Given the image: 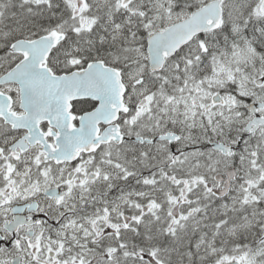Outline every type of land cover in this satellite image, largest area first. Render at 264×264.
Listing matches in <instances>:
<instances>
[{
  "label": "snow or ice",
  "instance_id": "snow-or-ice-1",
  "mask_svg": "<svg viewBox=\"0 0 264 264\" xmlns=\"http://www.w3.org/2000/svg\"><path fill=\"white\" fill-rule=\"evenodd\" d=\"M0 264H264V0H0Z\"/></svg>",
  "mask_w": 264,
  "mask_h": 264
}]
</instances>
